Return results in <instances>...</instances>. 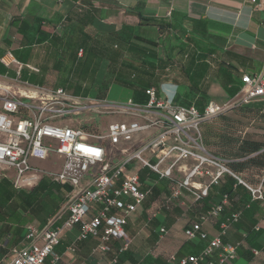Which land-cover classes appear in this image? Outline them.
I'll return each mask as SVG.
<instances>
[{"label":"crops","instance_id":"1","mask_svg":"<svg viewBox=\"0 0 264 264\" xmlns=\"http://www.w3.org/2000/svg\"><path fill=\"white\" fill-rule=\"evenodd\" d=\"M260 4L261 0H0V59L9 64L0 63V83L13 96L63 89L81 102L100 104H116L103 93L116 85L128 91L127 100L134 96L138 103L141 95L122 83L135 79L141 87L148 82V76L139 80L131 74L136 67L153 73V78L158 76L168 84L167 92L183 101L204 92L208 101L221 104L240 87L242 74L264 73V8ZM39 19L46 36L34 43ZM209 55L215 56L212 64L207 62ZM257 104L261 103L253 105ZM260 152L232 160L235 168H229L251 187L263 180V201L254 200L230 176L211 186L209 196L200 202L184 193L169 207L164 202L158 207L157 200L164 201L168 195L167 187L157 195L150 192L128 218L125 232L131 242L118 253L116 264H174L168 261L170 255H191L194 244L185 239L184 229L220 200L228 180L232 181L231 206L223 216L240 213L238 222L225 233V241L240 243L230 264H264V167L254 159ZM53 158L59 160V169L62 159L57 156L34 165L41 168ZM144 183L152 187L156 181L146 177ZM31 188H16L10 178L0 177V264L12 259L27 226L39 228L35 221L22 225L25 213L14 194L15 189ZM66 217L64 204L40 228L59 227ZM160 228L165 229L164 235ZM203 229L209 238L217 233L213 221L205 222ZM77 231V227L63 231L56 264H109L108 254H92L95 238L78 244L73 253L68 250ZM120 247V242H113L114 251ZM45 264H50V258Z\"/></svg>","mask_w":264,"mask_h":264},{"label":"built area","instance_id":"2","mask_svg":"<svg viewBox=\"0 0 264 264\" xmlns=\"http://www.w3.org/2000/svg\"><path fill=\"white\" fill-rule=\"evenodd\" d=\"M260 6L264 8V0ZM0 63L9 66L4 59ZM167 85L146 89L147 101L140 105L131 99L122 104L81 102L62 89L13 96L0 83V177L10 178L16 188L33 187L42 176L71 187L65 222L53 229L27 226L21 245L12 251V259L6 264H45L48 258L50 264H56L59 255L55 250L63 231L73 227L78 231L68 247L70 252H75V243L92 237L98 239L92 254H108L112 240L120 242L118 253H122L131 242L125 232L128 218L150 193L149 189L142 190L139 172L143 169L166 182L165 205L181 199L184 193L200 202L225 176L243 185L254 200L263 201V180L251 187L231 171L227 160L211 155L202 144L200 126L251 104L261 103L264 109V73L242 74L234 96L221 104L209 101L202 113L194 106L174 104L175 93H168ZM79 114L89 118L113 114L124 120L110 123L104 134L90 130L95 128L91 122L86 128L62 125L67 116ZM108 147L117 152L110 155ZM260 153L264 154V149ZM51 156L62 159L57 171L34 165ZM229 207V197L224 194L184 229L187 241L206 243L197 255H170L168 261L230 264L235 260L240 243L225 241V233L238 221L239 214L223 216ZM208 221L218 223L217 233L211 238L203 229ZM159 233L164 235L165 229L160 228ZM116 263V256L109 261Z\"/></svg>","mask_w":264,"mask_h":264},{"label":"trees","instance_id":"3","mask_svg":"<svg viewBox=\"0 0 264 264\" xmlns=\"http://www.w3.org/2000/svg\"><path fill=\"white\" fill-rule=\"evenodd\" d=\"M80 1H82V0H80ZM65 20L66 19H64V21ZM139 20L141 21L140 18H139ZM41 22H42V20L39 19L37 21V26L34 29V31L36 32V35H37V38H35L32 41L34 43L42 42L46 36L45 33H43L40 30ZM13 25L17 26L18 30L23 33V30L21 29V24L18 25L15 22V23H13ZM23 34H24V36L26 35L25 32ZM211 56L212 55H209L207 58V62L209 64H212L213 60L215 59L214 55H213L214 58H211ZM131 74L136 78L138 77L139 80L144 78L145 76L149 77L148 82H143V85L141 87L138 86L137 83H139V82H137L135 79L133 81L122 82L126 87H128L129 89H132L133 92H136L139 96L141 95V97L143 98V100L138 101V103H136V104L143 105L146 103V101H147V97L145 95L146 89L151 88V87L157 88L159 83L160 84L165 83V82H160V80L158 78H156L158 76L153 78L154 77L153 73H151V72H140L137 70L136 67H132ZM162 81H164V79H162ZM238 89L239 88H237L234 91H230V94L234 96L236 94V92L238 91ZM105 91H106V89L103 90V93ZM135 100H137V99H135V97L133 96L132 101L134 103H135ZM208 102L209 101H208L207 97L205 96L204 92H200V95H198L196 98L191 99L188 102L181 100L178 95H176L174 98V104L179 105V106H184V107L194 106L200 113L203 112V110H204V108ZM239 110L254 111V112L264 111L263 108H257V107H254L253 104H251V106L248 105V106H245L242 108L231 110L229 112H234V111H239ZM229 112H227V113H229ZM227 113H225V114H227ZM225 114L219 115L217 117L223 116ZM261 117L264 118V116H261ZM200 130L202 132L201 137L203 138V141H204V144L206 147L204 146L203 142H202V144L206 148V150L213 156L220 157V158L227 160L228 166H230L232 168H235L234 163L232 164V162H231L232 160H234L236 158H241V157H248L251 154H255L264 148V142L263 141H257V140L250 139V138H244L239 142V144L235 147V149L233 148L232 150H230L229 155L232 153L231 155H233V158L227 159V158L219 155V154L224 153V152H219L218 154H215V153H213L207 149L211 145L209 142V139L212 135V133H211L212 126H211V124H209V121L203 122L200 126ZM226 153H228V152H226ZM262 154L263 153L257 154L256 156H254V159L258 160L259 165L264 167V154L263 155ZM251 159H250V161H251ZM139 174H140V180L142 182V190H146V189L150 188V192L154 195H157L158 193L162 192L164 190V188L166 189L167 184L166 185L162 184L163 180L158 179L157 176H155L153 174H148L147 170H145V169L140 170ZM146 177H148L151 180H155L156 184L152 187L149 186V184H145L144 181H145ZM231 186H232V181L228 180L226 182V184L223 186V188L221 189V197L224 194H227L229 197V201H230ZM70 192H71V187H69L67 185L58 184V183L54 182L51 178H48L47 176H42L41 179L37 182V184L28 191H24L21 189H18V190L15 189L14 194L20 200V207H21L22 211L25 213L24 217L26 218V219L22 218V221H21L22 225H25L29 222L35 221L39 225V228L38 227L37 228L42 229L40 227H43L49 219L54 217L59 212L60 208L66 203V197L68 196V194ZM208 196H209V194L207 195V197ZM207 197H205V198H207ZM169 205H170V203L166 204L167 207H169ZM207 211H205L201 214H205ZM232 213H238L240 215V213L237 211L231 212L230 214H232ZM229 215H226V216H229ZM65 220L62 222V224L65 222ZM216 225H217V230H218V223H216ZM90 238H92V237H90ZM90 238H87L86 240H84L82 242L75 243V248H77L78 244L83 243V242L89 240ZM23 239H24V237H23ZM95 239H97V238H95ZM113 242H114L113 240L110 242L111 250L108 253V255H109L110 259L116 256L117 261H118V259H119V254H118L119 248L116 251H114L112 248ZM189 242L194 244V250H193L191 255H197L203 249V247L206 244L204 241H189ZM97 243H98V239L96 241V244ZM55 251H57V250H55Z\"/></svg>","mask_w":264,"mask_h":264},{"label":"rangeland","instance_id":"4","mask_svg":"<svg viewBox=\"0 0 264 264\" xmlns=\"http://www.w3.org/2000/svg\"><path fill=\"white\" fill-rule=\"evenodd\" d=\"M104 93L108 102H113L116 104L125 103L129 96L128 91L122 90L116 85L109 88V90ZM89 99L92 98L89 97ZM254 107L262 108V104H257ZM261 116H264V111L254 112L239 110L229 112L223 116L211 119L209 121V124H211L212 126V135L209 139L211 145L207 149L215 154H218L219 152H224L219 155L227 159H231L233 158V155H231L232 153L229 155L230 150H232L233 148L235 149V147L239 144L242 139L250 138L264 142V118H262ZM123 120V117L113 114H104L102 116H93L90 118L88 116L86 117L83 114H79L67 116V119L62 123V125L86 128L87 124L91 122L94 123L93 127L95 128H91L90 130L98 134H104L107 126L110 123L119 122ZM202 142L204 144L203 138ZM108 151L110 155H113L117 152L109 147ZM58 163L59 160L53 158L51 163L43 164L44 166L42 167L45 168L44 170L47 171H57ZM35 172L40 173L39 171ZM9 176H11V173H9ZM29 188L31 187H26V189ZM163 202L164 201L160 199L157 200L156 204L158 205V207H160Z\"/></svg>","mask_w":264,"mask_h":264}]
</instances>
